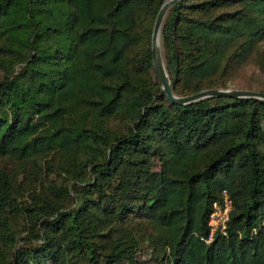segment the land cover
<instances>
[{
    "label": "trees",
    "instance_id": "obj_1",
    "mask_svg": "<svg viewBox=\"0 0 264 264\" xmlns=\"http://www.w3.org/2000/svg\"><path fill=\"white\" fill-rule=\"evenodd\" d=\"M163 2L0 0V264H264V101L171 103ZM160 40L176 96L264 75V0H180Z\"/></svg>",
    "mask_w": 264,
    "mask_h": 264
},
{
    "label": "water",
    "instance_id": "obj_2",
    "mask_svg": "<svg viewBox=\"0 0 264 264\" xmlns=\"http://www.w3.org/2000/svg\"><path fill=\"white\" fill-rule=\"evenodd\" d=\"M180 0H164L161 5L152 28L151 35V54H152V71L154 78L159 85L162 93L166 98L177 106H187L206 99L216 97H227L234 99H252L264 101V93L253 91H240V90H226V89H211L204 90L197 94L178 97L173 94L171 89L170 80L163 62L161 48H160V36L161 29L168 10L176 5Z\"/></svg>",
    "mask_w": 264,
    "mask_h": 264
},
{
    "label": "rangeland",
    "instance_id": "obj_3",
    "mask_svg": "<svg viewBox=\"0 0 264 264\" xmlns=\"http://www.w3.org/2000/svg\"><path fill=\"white\" fill-rule=\"evenodd\" d=\"M262 47L264 48V45ZM160 48H161V40H160ZM161 53H162V48H161ZM162 58H163V53H162ZM163 62H164V60H163ZM253 62H255V61H253ZM253 62H249L246 66H244L242 69H240V71L237 73V75L232 78L231 82L228 83L227 88H220V89L260 92V90L262 88H264V75H262V73L260 72L258 67ZM152 74H153V71H152ZM153 77H154V75H153ZM154 80H155V78H154ZM155 82H156V80H155ZM178 97H181V96H178ZM50 159H51V157L47 158L46 161H49ZM5 163L6 162H4V163L2 162V164H4V165H5ZM44 163H45V160L40 161L37 164L40 166V164L43 165ZM8 166H10L11 168L13 167V169L15 168V171L18 169L16 164L10 163V164H8ZM17 171H19V170H17ZM19 172H21V171H19ZM25 179H26V177L22 173H20L17 177V180H18L17 183L20 184ZM44 179H46L47 181L48 180H50V181L58 180V175H57V173H49V175H46V177H44ZM139 257H138V260L140 261L141 264H155L152 260H150L149 252H147L146 250H143V252L139 255Z\"/></svg>",
    "mask_w": 264,
    "mask_h": 264
},
{
    "label": "built area",
    "instance_id": "obj_4",
    "mask_svg": "<svg viewBox=\"0 0 264 264\" xmlns=\"http://www.w3.org/2000/svg\"><path fill=\"white\" fill-rule=\"evenodd\" d=\"M212 208L213 210L208 221L209 233L205 239H202L206 244H209L213 240L217 232L222 235L226 234V224L232 209V201L229 194L223 191L220 201L213 203Z\"/></svg>",
    "mask_w": 264,
    "mask_h": 264
}]
</instances>
